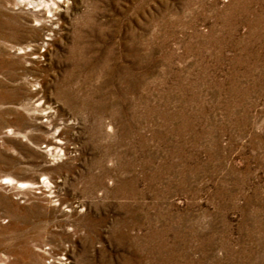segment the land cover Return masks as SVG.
Returning <instances> with one entry per match:
<instances>
[{
    "label": "rangeland",
    "instance_id": "rangeland-1",
    "mask_svg": "<svg viewBox=\"0 0 264 264\" xmlns=\"http://www.w3.org/2000/svg\"><path fill=\"white\" fill-rule=\"evenodd\" d=\"M0 264H264V0H0Z\"/></svg>",
    "mask_w": 264,
    "mask_h": 264
}]
</instances>
